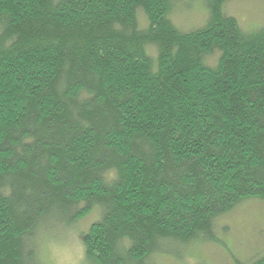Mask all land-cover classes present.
I'll return each instance as SVG.
<instances>
[{"label": "trees", "instance_id": "1", "mask_svg": "<svg viewBox=\"0 0 264 264\" xmlns=\"http://www.w3.org/2000/svg\"><path fill=\"white\" fill-rule=\"evenodd\" d=\"M197 1L0 0V264L94 207L87 264H156L264 202V25Z\"/></svg>", "mask_w": 264, "mask_h": 264}, {"label": "rangeland", "instance_id": "2", "mask_svg": "<svg viewBox=\"0 0 264 264\" xmlns=\"http://www.w3.org/2000/svg\"><path fill=\"white\" fill-rule=\"evenodd\" d=\"M176 1L171 16L174 24L183 31L203 24L207 12L200 1ZM223 10L245 29L264 25V3L261 0H228ZM139 16V21H144L142 15ZM98 217L99 210L94 207L73 227L57 224L56 231L52 232L39 226L34 236L37 244L35 264H87L79 233ZM214 237L211 242L199 241L179 248L181 256L159 255L154 256L153 261L156 264H235L236 260L249 262L264 255V202L250 198L217 218Z\"/></svg>", "mask_w": 264, "mask_h": 264}]
</instances>
